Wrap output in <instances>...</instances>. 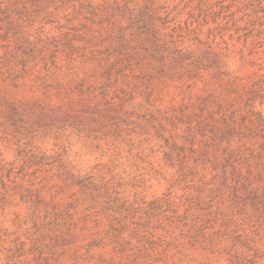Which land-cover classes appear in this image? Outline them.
<instances>
[{"label":"rangeland","instance_id":"374dc122","mask_svg":"<svg viewBox=\"0 0 264 264\" xmlns=\"http://www.w3.org/2000/svg\"><path fill=\"white\" fill-rule=\"evenodd\" d=\"M0 264H264V0H0Z\"/></svg>","mask_w":264,"mask_h":264}]
</instances>
